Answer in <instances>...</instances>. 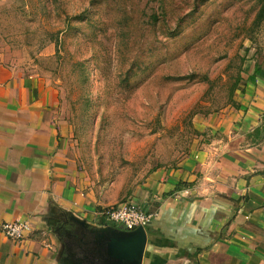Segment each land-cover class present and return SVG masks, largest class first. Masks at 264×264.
<instances>
[{
	"label": "rangeland",
	"instance_id": "rangeland-1",
	"mask_svg": "<svg viewBox=\"0 0 264 264\" xmlns=\"http://www.w3.org/2000/svg\"><path fill=\"white\" fill-rule=\"evenodd\" d=\"M259 6L0 0V53L48 86L86 183L114 204L197 147L196 124L234 106L255 65L264 77Z\"/></svg>",
	"mask_w": 264,
	"mask_h": 264
},
{
	"label": "crops",
	"instance_id": "crops-1",
	"mask_svg": "<svg viewBox=\"0 0 264 264\" xmlns=\"http://www.w3.org/2000/svg\"><path fill=\"white\" fill-rule=\"evenodd\" d=\"M236 94L196 124L197 147L132 189L152 213L141 264H264V77ZM68 137L48 86L0 53V224H31L22 241L0 232V264H82L108 226L101 211L117 203L86 183ZM80 226L89 242L68 247Z\"/></svg>",
	"mask_w": 264,
	"mask_h": 264
},
{
	"label": "water",
	"instance_id": "water-1",
	"mask_svg": "<svg viewBox=\"0 0 264 264\" xmlns=\"http://www.w3.org/2000/svg\"><path fill=\"white\" fill-rule=\"evenodd\" d=\"M78 223L84 225V221H78ZM92 232L93 246L81 258L82 264H85L84 261L90 264H141L146 245L144 227L125 230L108 225Z\"/></svg>",
	"mask_w": 264,
	"mask_h": 264
},
{
	"label": "built area",
	"instance_id": "built-area-1",
	"mask_svg": "<svg viewBox=\"0 0 264 264\" xmlns=\"http://www.w3.org/2000/svg\"><path fill=\"white\" fill-rule=\"evenodd\" d=\"M105 225H116L125 230L144 227L151 219L152 213L145 212L132 201H122L101 211ZM31 231L28 219H15L0 224V232L7 238L22 241Z\"/></svg>",
	"mask_w": 264,
	"mask_h": 264
},
{
	"label": "flooded vegetation",
	"instance_id": "flooded-vegetation-1",
	"mask_svg": "<svg viewBox=\"0 0 264 264\" xmlns=\"http://www.w3.org/2000/svg\"><path fill=\"white\" fill-rule=\"evenodd\" d=\"M76 229L77 230H75L76 232L75 237H70L69 243H68V247L69 246L73 247V249L76 248L77 246H81V242L82 243L89 242V239H90V234L84 227L80 226L79 228H76Z\"/></svg>",
	"mask_w": 264,
	"mask_h": 264
},
{
	"label": "trees",
	"instance_id": "trees-1",
	"mask_svg": "<svg viewBox=\"0 0 264 264\" xmlns=\"http://www.w3.org/2000/svg\"><path fill=\"white\" fill-rule=\"evenodd\" d=\"M258 2L260 3V6L256 14V18L254 20L255 24H259L264 19V0H258ZM259 73H260V67L258 65H255L253 74L249 76V80L254 81L255 75Z\"/></svg>",
	"mask_w": 264,
	"mask_h": 264
}]
</instances>
